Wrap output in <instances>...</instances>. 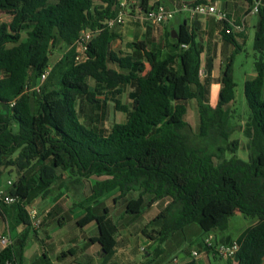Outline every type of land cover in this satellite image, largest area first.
Returning <instances> with one entry per match:
<instances>
[{"label": "trees", "instance_id": "16d2710c", "mask_svg": "<svg viewBox=\"0 0 264 264\" xmlns=\"http://www.w3.org/2000/svg\"><path fill=\"white\" fill-rule=\"evenodd\" d=\"M118 1L0 0V10L12 16L0 25V178L7 170L8 175L14 170L17 174L6 191L18 197L13 203L17 224L37 233L28 209L37 206L38 198L49 197L66 176L80 186L95 178L91 195L81 204L86 212L76 224L96 222L99 235L91 241L101 245L103 255H111L117 246L116 227L107 208L100 212L99 205L90 203L118 191L115 199L126 201L130 215L158 201L169 202L147 226L156 234L157 255L186 226L197 224L205 233L225 230L238 210L254 223L237 239L241 248L235 261L264 264V0L253 43L256 77L244 84L250 111L244 128L247 161L236 155L240 141L231 140L236 131V57L245 50L247 35L235 34L228 21L219 22L222 40L233 50L214 79L213 61L204 63L205 47L187 23L175 34L168 29L161 44L151 36L154 26L148 25L145 39L115 47L120 35L104 22L115 16ZM138 1L146 11L150 0ZM246 1L250 12L259 0ZM200 3L205 2L186 4ZM100 28L77 60L80 34ZM241 36L243 43L237 39ZM60 49L62 56L52 63ZM48 67L51 72L41 91L27 93ZM214 82L221 85L215 106ZM81 102L90 106V116L83 117ZM108 102L126 114V121L111 129L105 126ZM192 102L198 114L196 131L187 120ZM3 206L9 205L0 201V213L5 214ZM230 241L216 239L213 247L203 242L200 248L217 253V243ZM16 243L20 255L14 241L0 251V264H22L26 238Z\"/></svg>", "mask_w": 264, "mask_h": 264}, {"label": "crops", "instance_id": "0c3cea01", "mask_svg": "<svg viewBox=\"0 0 264 264\" xmlns=\"http://www.w3.org/2000/svg\"><path fill=\"white\" fill-rule=\"evenodd\" d=\"M160 1L170 9L179 10L180 15L175 18L179 26L187 23L190 29L196 32L197 41L205 47L202 59L204 63L208 59L213 61L214 68L212 71V77L214 79L218 78L219 74L224 69V60L230 56L233 50L230 45H226L222 40L221 23L211 16H199L195 19H191L189 12L183 10V7L185 5H189L186 3H191L197 0ZM202 1L207 4L216 5L218 9L225 12L234 33H244L247 35L248 45V40L252 38V35H255L258 15L254 14L252 11L249 12V5L246 0ZM138 2L139 1L137 0L136 3L139 5ZM258 2L261 3V0ZM138 15L139 12L137 7L134 6L130 9L126 21H129L130 23H142L137 19ZM134 24L135 23L131 24L132 26H129L131 27V30L129 31H135L133 30L135 27L133 26ZM172 24L173 20L159 28L172 29L173 33L176 30ZM146 26L148 27L147 24ZM119 27L120 26L117 28ZM117 28L115 31L120 33V39H118L114 44L115 47H117L118 43H123V36L121 33L123 30H126L125 28L123 30L119 29L118 31ZM159 28H152L151 36L156 37V31L160 30ZM148 29L144 33L145 36L142 40L147 37ZM237 39L240 43H243L242 36ZM133 40H128L126 43ZM255 77L256 72L254 71L253 65L252 70L249 73H245V79L247 81L254 79ZM220 89L221 85L217 82H214L211 85V103L214 106L218 102ZM94 179L95 178L86 180L85 183L81 185L82 193L77 200L69 195V191L71 189L69 186H64L55 195H53L52 192L46 199H37V206L45 212L44 219L48 217L47 215L49 212L53 214V217L49 216L47 218L45 226H43L40 230L41 233H39L40 231L37 233L33 231L35 238L28 237L29 241L26 242V246L24 247L22 253V264H28V260L26 258L27 249L35 245L37 241L39 248L34 251L32 259L29 260L32 262L37 260L38 264H185L192 260H195L198 264H212V257L223 260L213 249L207 251L206 249L200 248L201 243L205 241L207 236H203V231L199 226H197V224L188 225L183 230L176 232L162 245L161 248L163 249V253L157 255L155 251L158 244L157 241L153 239L156 238V234L152 232L151 228H147V226L159 215L169 202L158 201L153 203L151 206L146 207L141 214L130 215L126 213V201L124 199H115L119 195L118 191L105 194L97 200V204L95 202L90 203L96 207L99 205L100 207L98 208V211L100 212L107 208L109 210L108 217L111 218L112 224L116 227L115 238L117 240V246L111 255H103L101 245L91 241L92 238H96L99 235L98 225L96 222H92L85 227H81L82 232L77 230V227L79 226L76 224V221L86 212L85 208L81 204L84 203V200L91 195V187ZM4 183L3 179V185L1 187L4 186ZM75 185L80 187L78 184ZM67 188L70 189L68 190ZM136 195L137 193L134 194V196ZM237 213L240 212L236 210L234 214ZM12 215L16 216V212H13ZM63 216H65V219L60 221L59 219ZM227 229L218 230V232L215 231L216 233H208V235H213L218 241L226 239L236 240L244 232L243 231L238 236L233 237L224 233ZM14 230L17 237L25 235L28 236V234L32 231L31 228L26 229L21 226H17ZM4 233L10 234V231L5 229L0 236ZM25 238L27 240V237ZM191 243L194 245L189 249V244L191 245ZM144 245L146 246L145 251H143L145 256L138 259L137 254L142 251L141 248ZM1 250L2 248L0 246V251ZM195 251L198 252V256L194 255ZM175 258H178V263L174 262ZM225 262L227 264H237V262L234 261Z\"/></svg>", "mask_w": 264, "mask_h": 264}, {"label": "rangeland", "instance_id": "374dc122", "mask_svg": "<svg viewBox=\"0 0 264 264\" xmlns=\"http://www.w3.org/2000/svg\"><path fill=\"white\" fill-rule=\"evenodd\" d=\"M179 15H180V12H179V10H177L175 17L173 19V24H172V26L174 27L175 30H178L180 28L177 20L175 19V18L179 17ZM11 18H12V16L9 13H6V12H3L0 10V25L2 23H5V22L9 23L11 21ZM133 23H135L133 25V26H135L133 29L135 31H129V30H131V27H129V26ZM125 28H126V30L124 31L123 29H125ZM119 29L123 30V32L121 33L123 36L122 37L123 43L122 44L118 43L117 48H125V46L127 44L126 42L128 40H133V39L142 40V38H144V36H145L144 33L147 31L148 27L144 23H140V22L130 23L129 21H126V23L124 25L117 28L118 31H119ZM166 29L168 30V28H166ZM166 29L163 28V29H160L161 31L160 30L156 31L157 32V36H156L157 43L161 44V42L163 41L162 39H163V36L165 34L164 31H166ZM118 34H120V33H118ZM253 40H254V36L252 35V38L248 40L249 42H248V45L246 46V49L242 53L237 55L236 67H235V72H234L237 87H236V102L232 106V109L234 110V114H233L234 118L232 119V121H233L234 127L236 128V131L231 136V140L238 139L240 141V149L237 151L236 155L245 161H247L249 158V149H248L249 140L244 135V128H245V124L249 118L250 111H249V107H248V104H247V101L245 98V94H244V84L246 81L245 73H249L252 70L253 65H254L253 64L254 63L253 55L255 54V52L253 50V43H254ZM63 52H64V49L63 50L62 49L55 50L54 56L52 58V63H54L58 58H60V56H62ZM220 76H221V73L219 74V77ZM122 99H123L124 103H128L129 102L128 94H124ZM81 106L83 108V110H82L83 117L84 116L85 117L90 116L91 115L90 106L88 104L82 103V102L79 103V108ZM105 111H106L105 126L107 127V129H111V127L113 126L114 123H118V122L120 123V122L126 121V114L116 111L115 105L113 102L107 103ZM187 120L192 125L193 129L196 131L198 128V114H197L195 102L190 103L189 112L187 115ZM231 155L232 154L228 152L227 158H230ZM3 179H4L5 183H4V186L2 189L6 192L8 189L7 181L12 180L14 182L17 179V174H16L15 170L11 175H8V170L5 171ZM72 181L73 180H69L67 176L65 177L64 180L58 181L54 187L53 195H55L57 192H59L64 186H69L71 188L69 191V195L72 198L74 197V199H76V200L79 199V196L82 193V187L81 186L79 187L77 185L72 184ZM3 209H4L5 214L0 213V234L3 233V231L5 229H8L10 231L11 237L15 241V251L17 254L19 253L18 254V256H19L21 250H20V247L18 246V244L16 243V240H18V239L22 240L25 237H27L26 242H28L29 241L28 237L29 238H32V237L35 238V234L32 230L28 234V236L25 235V236L17 237L14 229H16V227L20 226V225H18L16 222V216L12 215V213L15 212V210H16V205L12 204L9 206H3ZM253 223H254V219L246 217L242 213L234 214L229 219L228 229L224 233L226 235L236 237L240 233L245 231L247 228H249L251 225H253ZM21 227L25 228L23 225H21ZM77 230L79 232H82L81 227H77ZM213 232L216 233L215 231H212L211 233H213ZM39 233H41V231ZM202 234H203V236H207L205 239H207L209 237L208 233L203 232ZM219 235H220V232H219ZM37 242L35 245H33L32 247L27 249L26 258L28 260L27 261L28 264H38L37 260H34L33 262L31 260H29V259H32L34 251L39 248V244ZM193 245H194L193 243H191V245L189 244V249ZM143 247H146V246L144 245ZM143 256H145V253L143 251H140L137 254L138 259L143 258ZM211 262H212V264H227L225 261H223L219 258H213V257L211 258Z\"/></svg>", "mask_w": 264, "mask_h": 264}, {"label": "built area", "instance_id": "2783aa9c", "mask_svg": "<svg viewBox=\"0 0 264 264\" xmlns=\"http://www.w3.org/2000/svg\"><path fill=\"white\" fill-rule=\"evenodd\" d=\"M137 0H119L116 5V14L114 17L106 20L104 22V27L110 30H115L118 26H122L128 17V13L132 7H137L139 15L137 19L142 23L147 25H151L154 27H162L168 23H170L177 12V10H173L168 8L164 3L160 0H150L148 9L146 11L142 10L140 5H138ZM260 2H258L253 8L252 12L257 14L259 9ZM183 10L189 12V16L191 19H195L199 16H211L214 17L218 22L228 21L227 14L220 9L216 5L200 3L196 5H185ZM103 30V28L96 30H84L78 40L77 45L79 47V53L76 55V59L80 60L83 54L88 50V47L91 41ZM51 72V67H48L41 75L38 83L33 87L26 88V92H40L42 88V84L47 80L49 74ZM15 105V102L12 103V106ZM13 184L12 180L7 181V186H11ZM0 187V201L5 204H13L18 201V197L11 196L7 194ZM28 214L31 222V226L34 230H41L45 212L37 207H30L28 209ZM216 241L213 235H210L207 239H205L204 243L206 247H213L214 242ZM13 243V239L9 233H4L0 236V246L2 249L9 247ZM241 248V244L236 240H231L230 242H219L215 247L218 255L225 261H235V256ZM145 247H142L141 250L145 251ZM195 256H198V252H194ZM175 263H178V258L174 259Z\"/></svg>", "mask_w": 264, "mask_h": 264}, {"label": "water", "instance_id": "95a60500", "mask_svg": "<svg viewBox=\"0 0 264 264\" xmlns=\"http://www.w3.org/2000/svg\"><path fill=\"white\" fill-rule=\"evenodd\" d=\"M175 34V31L173 32ZM3 185V178H0V187Z\"/></svg>", "mask_w": 264, "mask_h": 264}]
</instances>
